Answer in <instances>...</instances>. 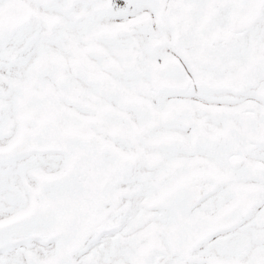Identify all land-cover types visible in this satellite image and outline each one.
Segmentation results:
<instances>
[{"label":"snow or ice","instance_id":"snow-or-ice-1","mask_svg":"<svg viewBox=\"0 0 264 264\" xmlns=\"http://www.w3.org/2000/svg\"><path fill=\"white\" fill-rule=\"evenodd\" d=\"M0 264H264V0H0Z\"/></svg>","mask_w":264,"mask_h":264}]
</instances>
